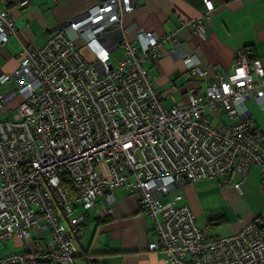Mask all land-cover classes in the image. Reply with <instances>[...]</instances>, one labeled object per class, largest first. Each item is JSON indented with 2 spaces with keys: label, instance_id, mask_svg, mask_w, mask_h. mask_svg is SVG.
Masks as SVG:
<instances>
[{
  "label": "built area",
  "instance_id": "1",
  "mask_svg": "<svg viewBox=\"0 0 264 264\" xmlns=\"http://www.w3.org/2000/svg\"><path fill=\"white\" fill-rule=\"evenodd\" d=\"M3 2L0 47L17 33ZM133 7V0H102L41 47L23 48L17 69L0 74V86L13 81L21 97L14 116L0 120V244L23 248L0 255V264H94L78 259L75 243L90 217L112 215L118 188L137 195L153 225L149 250L161 252L163 264L264 263V224L208 238L179 204L182 195L170 197L183 180L222 178L229 186L230 174L241 191L252 166L264 179V131L248 115L249 100L264 110V61L238 52L232 71L214 79L187 55L185 76L208 84L189 86L165 107L145 64L168 38L143 32L139 44L127 40L122 20ZM204 9L213 10L210 0ZM192 26L205 38L204 21ZM114 35L121 56L111 62L117 44L106 43ZM7 97L0 92V107Z\"/></svg>",
  "mask_w": 264,
  "mask_h": 264
},
{
  "label": "crops",
  "instance_id": "2",
  "mask_svg": "<svg viewBox=\"0 0 264 264\" xmlns=\"http://www.w3.org/2000/svg\"><path fill=\"white\" fill-rule=\"evenodd\" d=\"M3 1L0 0V10L4 8ZM19 1L22 0H9L6 7L17 33L0 47V74L17 69L23 48L41 47L60 26L80 18L102 0H28L25 6L17 7ZM204 1L133 0L132 11L123 15V24L129 29L125 34L127 40L139 44L143 32L168 38L160 56L145 64L163 95L165 107L180 101L189 86L204 89L208 84L205 79L185 76L183 58L187 55L195 56L200 67L207 69L214 79L219 73L225 75L232 71L238 52H243L248 59L264 61V0H210L213 10L207 15ZM195 20L205 22V38L194 33L192 22ZM113 43L117 46L110 52L111 62L121 56L119 40L109 39L106 44ZM81 48L93 55L84 44L78 47ZM14 87L13 81L0 86V92L8 96L0 107V120L12 118L21 102L18 94L11 93ZM248 106L249 117L264 131V110L253 100L248 101ZM227 179L232 184L238 180L233 174ZM215 180L209 184L183 180L175 189L182 195L179 204L192 210L206 237L234 235L253 221L264 224V179L257 166L250 168L241 191L235 190L232 184L222 185V178ZM112 194L110 218L100 221L90 217L86 221L77 242L78 259L96 258L95 264H163V254L149 250V244L155 240L153 225L141 209L137 195L119 188L112 190ZM87 233L90 238L84 249L82 240Z\"/></svg>",
  "mask_w": 264,
  "mask_h": 264
},
{
  "label": "rangeland",
  "instance_id": "3",
  "mask_svg": "<svg viewBox=\"0 0 264 264\" xmlns=\"http://www.w3.org/2000/svg\"><path fill=\"white\" fill-rule=\"evenodd\" d=\"M77 46L78 47H82L83 46V42L81 41V40H78L77 41ZM78 47H77V49H78ZM87 49H80L79 50V52L89 61V59L91 60V61H89V62H95L96 61V59L94 60V55H90V54H88L87 53V51H86ZM89 58V59H88ZM145 67H146V65H145ZM147 68V67H146ZM148 69V68H147ZM212 180H214L215 182H217L215 179H206V180H202V181H198V182H194V183H196V184H209V182L211 183V182H214V181H212ZM180 192H179V190H174L172 193H171V195H170V197H173V196H175V195H177V194H179ZM108 218H110V217H108ZM108 218H106V219H108ZM97 219V218H96ZM98 220H100V221H102L101 219H98ZM103 220H105V219H103ZM85 233V232H84ZM89 238H90V234L89 233H87V234H85V237H84V239L82 240V246L84 247V249H87V246H86V242H88L89 241ZM77 246H78V244L77 243H75ZM19 250H23V248H19V247H15V245L11 242V241H7V242H3V243H1L0 244V255H4V254H6V253H12V252H16V251H19Z\"/></svg>",
  "mask_w": 264,
  "mask_h": 264
},
{
  "label": "trees",
  "instance_id": "4",
  "mask_svg": "<svg viewBox=\"0 0 264 264\" xmlns=\"http://www.w3.org/2000/svg\"><path fill=\"white\" fill-rule=\"evenodd\" d=\"M87 14H88V12H85L84 14H82V15L80 16V18H76V20H77V19L79 20V19H81L82 17H85ZM111 35H112V33L109 34L108 36L111 37ZM114 39H115V40H119V36H118V35H114ZM66 182H67V181H66ZM70 187H71L70 182H67L66 185H65V188H66L67 190H69ZM108 219H109V218H108ZM102 221H107V219L102 220Z\"/></svg>",
  "mask_w": 264,
  "mask_h": 264
},
{
  "label": "water",
  "instance_id": "5",
  "mask_svg": "<svg viewBox=\"0 0 264 264\" xmlns=\"http://www.w3.org/2000/svg\"><path fill=\"white\" fill-rule=\"evenodd\" d=\"M16 90H17V87H14L13 90H11V93H13V92L16 93ZM89 260H90L91 263H94V264L97 262L96 258H91L90 257Z\"/></svg>",
  "mask_w": 264,
  "mask_h": 264
},
{
  "label": "bare ground",
  "instance_id": "6",
  "mask_svg": "<svg viewBox=\"0 0 264 264\" xmlns=\"http://www.w3.org/2000/svg\"><path fill=\"white\" fill-rule=\"evenodd\" d=\"M61 28H62V26H60L57 30H59V29H61ZM57 30H56V31H57Z\"/></svg>",
  "mask_w": 264,
  "mask_h": 264
}]
</instances>
